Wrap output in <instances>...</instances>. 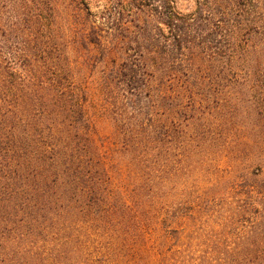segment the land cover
Masks as SVG:
<instances>
[{"label":"rangeland","instance_id":"rangeland-1","mask_svg":"<svg viewBox=\"0 0 264 264\" xmlns=\"http://www.w3.org/2000/svg\"><path fill=\"white\" fill-rule=\"evenodd\" d=\"M221 2L175 0L203 29L188 32L182 52L164 47L162 21L128 15L133 43L115 48L113 65L151 59L142 77L152 88L140 84L141 97L123 88L120 69L103 83L104 48L72 57L113 210L103 217L109 196L73 220L66 264H264V18ZM122 120L134 127L131 141L120 136ZM43 245L51 252L60 242Z\"/></svg>","mask_w":264,"mask_h":264},{"label":"trees","instance_id":"trees-1","mask_svg":"<svg viewBox=\"0 0 264 264\" xmlns=\"http://www.w3.org/2000/svg\"><path fill=\"white\" fill-rule=\"evenodd\" d=\"M197 1L223 7L222 0ZM231 3L252 22L264 18V0ZM147 13L168 30L166 48L171 44L182 52L190 30L203 32L176 11L175 0H0V264H66L68 251L62 249L71 243L73 220L101 211L109 196L103 217L112 213V190L106 194L113 179H104L82 101L83 75L72 57L100 46L103 83L120 69L117 76L132 98L141 97L140 84L150 92L152 85L143 82L151 76V59L113 65L122 54L115 48L133 43L128 15L139 19ZM117 125L123 140L131 141L134 127L123 120V127ZM49 239L60 242L51 252L43 245Z\"/></svg>","mask_w":264,"mask_h":264}]
</instances>
